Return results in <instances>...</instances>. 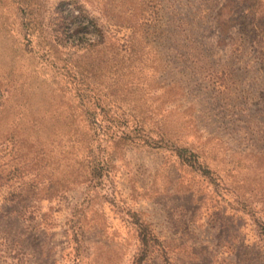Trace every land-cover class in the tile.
Here are the masks:
<instances>
[{"label":"rangeland","instance_id":"obj_1","mask_svg":"<svg viewBox=\"0 0 264 264\" xmlns=\"http://www.w3.org/2000/svg\"><path fill=\"white\" fill-rule=\"evenodd\" d=\"M0 264H264V0H0Z\"/></svg>","mask_w":264,"mask_h":264},{"label":"trees","instance_id":"obj_2","mask_svg":"<svg viewBox=\"0 0 264 264\" xmlns=\"http://www.w3.org/2000/svg\"><path fill=\"white\" fill-rule=\"evenodd\" d=\"M125 136V135H124ZM122 137L123 136H120V139H122ZM180 155V154H179ZM93 168H95V167H93ZM94 170V169H93ZM83 177V176H82ZM81 177V178H82ZM80 179V177L79 176H77L76 178L75 177H70L69 178V182H70V184L72 183V184H74V183H76L77 181H80L79 180ZM91 179H93V178H91ZM90 179V180H91ZM89 180V179H88ZM148 237H147V235L146 234H142V238H141V243H142V245H143V247H145L146 248V246H147V244H148ZM145 255H146V249H143V252H142V256L140 257V261H142L143 259H144V257H145Z\"/></svg>","mask_w":264,"mask_h":264}]
</instances>
